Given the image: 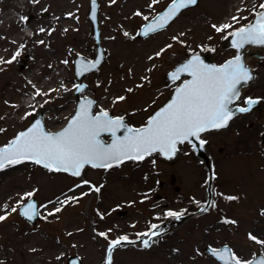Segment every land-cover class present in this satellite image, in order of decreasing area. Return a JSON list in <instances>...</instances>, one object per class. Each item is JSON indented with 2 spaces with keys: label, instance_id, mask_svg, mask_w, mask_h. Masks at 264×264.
Masks as SVG:
<instances>
[{
  "label": "rangeland",
  "instance_id": "1",
  "mask_svg": "<svg viewBox=\"0 0 264 264\" xmlns=\"http://www.w3.org/2000/svg\"><path fill=\"white\" fill-rule=\"evenodd\" d=\"M15 1L0 0V24L4 23L0 61H12L0 62V145L39 109L45 112L47 131L64 126L75 108L72 60L77 54L87 58L95 54L89 0H20L17 5ZM97 1L105 57L83 77L86 88L81 95L94 98V112L102 109L124 116L133 126L144 124L185 77L166 83L165 74L175 63L190 52L211 48L217 51V63L232 56L235 50L223 47L226 35L264 9L260 7L264 0H198L164 29L138 38L139 27L172 0ZM122 20L125 25L119 27ZM225 24L230 27L216 31ZM24 25L30 28L28 35L20 30ZM255 51L264 54V48ZM247 62L257 69V77L243 90L239 103L258 97L261 107L202 136L213 167L208 210L154 238L147 248H114L111 264H222L203 250L205 245L227 244L242 261L264 254V60L258 68L255 57ZM206 177L186 142L172 161L153 153L108 169L86 166L79 177L29 160L6 166L0 169V216L6 217L0 221V264H67L72 254L82 264H104L106 246L113 238L137 237L169 217L170 211L198 208L205 200ZM27 193L37 201L35 223L19 213ZM69 216L74 221L64 228L61 221Z\"/></svg>",
  "mask_w": 264,
  "mask_h": 264
},
{
  "label": "snow or ice",
  "instance_id": "2",
  "mask_svg": "<svg viewBox=\"0 0 264 264\" xmlns=\"http://www.w3.org/2000/svg\"><path fill=\"white\" fill-rule=\"evenodd\" d=\"M195 3L196 0H173L168 11L161 15L158 21L147 25L142 34L148 35L164 28L182 8ZM260 7L264 8V4ZM22 19L26 18L22 17ZM229 27L230 25L225 24L216 27V31L220 32ZM232 35L235 37L233 47L237 50L242 49L246 44L264 45V12L259 13L255 23L241 27ZM16 56H19V52L12 59L15 60ZM99 62V59L88 62L78 70L77 74L82 75L90 71ZM185 73L191 79L176 88L171 102L151 117L146 126L138 129L125 127L122 117L111 118L104 110L93 114L91 111L93 101L85 100L60 132H46L41 122L37 120L27 131L19 133L6 147L0 148V169L29 160L49 171L68 172L73 176H80L85 165L108 169L125 160H143L155 152L171 158L176 153L178 144L186 141L191 143L190 138H199L203 132L227 127L235 112H248L257 103L256 100L248 98L245 100L247 107L236 108L235 112L229 107L239 97L238 86L253 79L240 54L219 67L207 65L198 56H193L191 60L176 68L170 74V78L176 81ZM39 94L37 92V95ZM121 129H124V135L117 136V132ZM103 133L111 135V143L106 144L101 139ZM204 143L202 139L199 140L201 146ZM94 190L99 191V188ZM32 195L33 193L26 194L28 197ZM16 210L12 208L13 212ZM60 210V208L55 209L56 212ZM20 214L32 220L39 213L36 205L30 202ZM167 215L180 219L183 213L170 211ZM4 219L5 216H0V221ZM100 235L105 236V233ZM152 235L157 233L153 232ZM127 239L125 236L111 241L110 249ZM143 243L145 247L149 246L148 240H144ZM219 258L225 259L223 255ZM231 260L234 264H241L234 256ZM108 264H111L110 257ZM246 264H253V261H247ZM257 264H264V258Z\"/></svg>",
  "mask_w": 264,
  "mask_h": 264
},
{
  "label": "water",
  "instance_id": "3",
  "mask_svg": "<svg viewBox=\"0 0 264 264\" xmlns=\"http://www.w3.org/2000/svg\"><path fill=\"white\" fill-rule=\"evenodd\" d=\"M198 2V0H196V3ZM173 3V0L167 4L161 11H159L157 14H155L153 17L149 18L146 22H144L140 27L139 29L137 30L136 32V36L138 38H143V37H146L148 35H150L151 33H154V32H151L149 33L148 35H143V30L147 27V25L149 24H153L155 23L156 21L159 20V17L161 15H163L166 11H168L170 5ZM195 3V4H196ZM195 4H192V5H188L187 7H191V6H194ZM185 7V8H187ZM185 8H182L177 14L176 16ZM261 12H264V9L263 10H260L258 11L254 17L252 18V20L246 24V25H243L241 27H246L250 24H253L255 23L256 19L258 18V15L259 13ZM42 14H45L44 12H42ZM174 16L166 25L165 27L176 17ZM87 17H88V20L90 22V27H91V31H92V36L94 38V41H95V54L93 56V58H87V57H84L80 54L76 55L73 59V71H74V75L76 77V84H75V88L73 89L72 91V97L74 98V101H75V108H74V111L72 112L71 116L68 118L67 122L64 124V126H62L60 129L56 130V131H47L46 128H45V125H44V110L43 109H39L38 111H36L33 115V118L31 119V121L29 122V124L27 126H25L23 129L19 130L13 137H11V139L6 143V144H3V145H0V148H4L6 147L10 142H12L19 133L21 132H25L27 131L30 127H32L33 124H35V122L37 120H39L44 128V130L46 132H51V133H57V132H60L63 128H65L67 126V124L69 123V120L72 118V116L75 115L77 109L79 108L80 104L82 102H84L85 100H91L93 101V104H92V108H91V111L93 114H98L101 110L97 111V112H93V105H94V98L93 97H90V96H81V93L83 92V90L86 88V84L85 82L83 81V77L85 76L86 73L90 72V71H93L95 69L98 68V66L100 65V63L103 61L104 59V56H105V52H104V48L102 47L101 45V41H100V31L98 29V1L97 0H89V9H88V13H87ZM164 27V28H165ZM241 27L239 28H236L234 30H232L231 32H229L226 37H225V41H224V44H223V47H227V48H233L235 50V54L229 58H227L226 60H224L223 62L221 63H216L215 60H214V55L216 54V50L214 49H209V50H204V51H194V52H191V53H188L183 59H181L179 62H177L173 68L169 71L166 72L165 74V81L168 83V84H172L174 83L175 81H173L171 78H170V74L175 71L176 68L180 67L181 65H183L184 63H186L187 61L191 60L193 58V56H198L205 64L207 65H215L217 67L225 64L227 61L231 60V59H234L235 56L237 54H240L241 57H242V62L244 63V65L246 66L247 69L250 70V74L252 75L253 79L248 81L247 83H243L241 84L239 87V97L237 99H235L233 101L232 104L229 105V107L231 109H233V111L235 112V109L236 108H239V107H247V105L245 104V100L248 99V98H251L253 100H256L257 103L254 104L251 108L250 111L252 110H257L260 108L261 106V101L260 99L256 98V97H247L244 99V105H241V104H238V101L241 97V94H242V91L244 88L250 86L253 84L255 78H256V72L252 69V67L246 62V59L250 56H259V54L255 51H253V48L255 47H264V45H255V44H246L242 49H239L237 50L236 48L233 47V41L235 39V37L232 35V33L236 32L238 29H240ZM162 28V29H164ZM162 29H157V31L159 30H162ZM156 32V31H155ZM97 59H99V64L96 65L95 68L91 69L90 71H86L84 72L82 75H78V70H81L82 69V66L85 65V64H88V62H95ZM184 75H187L186 73L185 74H181L180 77L184 76ZM191 79V77L187 76L183 81H181L178 85H176L175 87H173V89L170 91L169 93V96L167 97V99L162 103L160 104L156 109H154L151 114L148 116L147 120H146V123L145 124H142V125H139V126H133L131 124H128L125 122V118L124 116H112V114L108 112L109 116L111 118H117V117H122L123 118V124L125 127H131V128H141V127H144L147 125V122L148 120L153 117L158 111H160L162 108H164L168 103L171 102L174 94H175V90L177 87H179L180 85H182L184 83V81L186 80H189ZM177 81V80H176ZM82 87V90H80V88ZM106 111V110H104ZM248 111V112H250ZM248 112H245V113H248ZM245 113H239V112H235V114L233 115V118L240 115V114H245ZM232 118V119H233ZM231 121V120H230ZM229 121V122H230ZM229 124V123H228ZM213 130H217V129H213ZM209 131H212V130H209ZM208 132V131H206ZM206 132H203L200 134V137L199 138H190V140L192 141L191 143L187 142L188 144H190V147L193 151V155L195 156L196 159L200 160L203 164V166L205 167L206 171H207V180H206V187H205V202L196 210H193V211H189L183 215H181L180 219H176L175 217H169L163 221H161L160 223L156 224V228H152L150 231H148V235H140L136 238H128L127 241H121L120 243V246H125V245H129V244H137L138 246L140 247H145L144 246V243L143 241L144 240H148L149 242V246L152 244V238L153 237H158L159 235H162L172 229H174L175 227L179 226L185 219H187L188 217L194 215V214H198V213H201L203 212L204 210H206L209 206H210V203H211V200H212V181H213V169H212V160H211V156H210V153L208 152V149L205 145V143L203 144V146H201L199 144V140L202 139V135ZM104 134H107L109 136V139L105 140L103 138V135ZM124 135V129H121L120 131L117 132V136H123ZM261 137H262V142L264 143V131H262L261 133ZM101 139L106 143H111L112 141V137L110 134L108 133H103L101 135ZM179 145V144H178ZM178 145H177V151L176 153L171 157V158H168V157H165L163 154L157 152L159 154V156L163 159H166L168 161L170 160H173L174 158H176V156L178 155ZM193 145H195V147H193ZM126 161V160H125ZM115 165V164H114ZM113 165V166H114ZM42 166V165H41ZM86 166H89L91 167V165H85L84 168ZM84 168L81 170V175L83 173V170ZM68 173V172H66ZM70 174V173H68ZM71 175V174H70ZM80 175V176H81ZM173 179V177H172ZM34 203L36 205V210L38 211V208H37V203H36V199L34 197H30L28 200H26L20 207H19V211L21 213L22 209L28 204V203ZM24 217V216H23ZM39 217V214L36 215L32 220H28L26 217H24L25 219H27L30 223H34L35 220ZM153 232H156L157 235H152ZM119 239V237L117 238H114L113 240L111 241H115ZM110 241V242H111ZM110 242L108 243L107 247H106V255H105V264H108V260H109V257L111 258V253H112V250L115 248H111L110 249ZM119 246V245H118ZM117 247V246H116ZM204 250L210 254L212 257H214L216 260L224 263V264H234V261L231 260V257L234 256L230 247L226 244H223L219 247H214V246H210V245H206L204 246ZM214 251L216 254H214ZM220 255H223L225 257L224 260H221L219 258ZM235 257V256H234ZM236 258V257H235ZM262 258H264V254L262 253H258L257 255H255L251 260L249 261H253V264H257L258 261H260ZM237 259V258H236ZM240 261V260H239ZM241 264H246V262H242L240 261ZM66 263L67 264H82L80 258L78 255L76 254H73V255H70L67 260H66Z\"/></svg>",
  "mask_w": 264,
  "mask_h": 264
},
{
  "label": "bare ground",
  "instance_id": "4",
  "mask_svg": "<svg viewBox=\"0 0 264 264\" xmlns=\"http://www.w3.org/2000/svg\"><path fill=\"white\" fill-rule=\"evenodd\" d=\"M15 2H16V5H17V4L20 2V0H16ZM10 17H12V16H10ZM3 25H4V23H1V24H0V27H3ZM123 25H125L124 20H122V21L118 24L119 27H123ZM57 71H58L57 74L59 75V74L61 73V70H60V69H57ZM62 213H63V212H62ZM63 220H64V221H61V222H63L64 228H67L66 225L72 224L73 221H74V219H73L72 217H70V216H69V219H67V220H66V219H63ZM6 228H7V227L5 226V227H4V231L6 230ZM62 228H63V227H61V229H62ZM61 229H60V231H59L61 234H62V233H63V234L66 233V232H62ZM83 236H87V235H83ZM83 236H82V237H83ZM6 238H7L9 241L13 239L12 236H6ZM8 240H7V241H8Z\"/></svg>",
  "mask_w": 264,
  "mask_h": 264
},
{
  "label": "flooded vegetation",
  "instance_id": "5",
  "mask_svg": "<svg viewBox=\"0 0 264 264\" xmlns=\"http://www.w3.org/2000/svg\"><path fill=\"white\" fill-rule=\"evenodd\" d=\"M262 53V52H260ZM256 58V67L258 68V66H262V61L264 60V54L262 53L261 57H255ZM256 73H257V69H256Z\"/></svg>",
  "mask_w": 264,
  "mask_h": 264
}]
</instances>
